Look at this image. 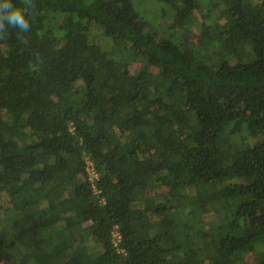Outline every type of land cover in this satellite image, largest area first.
Listing matches in <instances>:
<instances>
[{
    "label": "trees",
    "instance_id": "obj_1",
    "mask_svg": "<svg viewBox=\"0 0 264 264\" xmlns=\"http://www.w3.org/2000/svg\"><path fill=\"white\" fill-rule=\"evenodd\" d=\"M0 264H264V0H0Z\"/></svg>",
    "mask_w": 264,
    "mask_h": 264
},
{
    "label": "rangeland",
    "instance_id": "obj_2",
    "mask_svg": "<svg viewBox=\"0 0 264 264\" xmlns=\"http://www.w3.org/2000/svg\"><path fill=\"white\" fill-rule=\"evenodd\" d=\"M191 23L192 24H189L188 25L189 26L188 29H189L190 32L185 37L186 38V41L199 45L201 43V32H200V28H199V26L196 23H194L192 21H191ZM115 46L118 49H121V50L124 49V47L121 44H118L116 41H115L114 44L110 45L108 47V49L109 50H114V47ZM136 49L138 50L139 48L136 47ZM25 50L28 53H32L33 50H34V47H33L32 43L28 39H26V48H25ZM126 54H128V53H126ZM46 55H47V50L45 48L41 47L40 50H39V52L36 53L35 57H37L39 59H42ZM131 60H132V58H131ZM132 67L134 69H137V67H138L137 63H133L132 66H131V68ZM150 69H151L152 72H155V73L157 71V69L154 68V67H152V66L150 67ZM97 119L98 120H102V118H100V117H98ZM103 119H104V117H103ZM200 195L202 196L203 199H205L204 193H201ZM209 218H211V216ZM256 260H257V254L256 255L253 254V255L249 256V258H247V261H250V262H254Z\"/></svg>",
    "mask_w": 264,
    "mask_h": 264
},
{
    "label": "clouds",
    "instance_id": "obj_3",
    "mask_svg": "<svg viewBox=\"0 0 264 264\" xmlns=\"http://www.w3.org/2000/svg\"><path fill=\"white\" fill-rule=\"evenodd\" d=\"M5 9L6 19L9 21L11 26H19L24 30L27 29L28 21L25 19V15L20 9L13 8V5L10 2L5 6Z\"/></svg>",
    "mask_w": 264,
    "mask_h": 264
},
{
    "label": "built area",
    "instance_id": "obj_4",
    "mask_svg": "<svg viewBox=\"0 0 264 264\" xmlns=\"http://www.w3.org/2000/svg\"><path fill=\"white\" fill-rule=\"evenodd\" d=\"M85 161H86V171L89 175V179L90 181L94 182L98 178V174L96 172L94 162L89 156L85 157ZM113 237H114V243L115 245H117V241H119L121 237L117 232L113 234Z\"/></svg>",
    "mask_w": 264,
    "mask_h": 264
}]
</instances>
